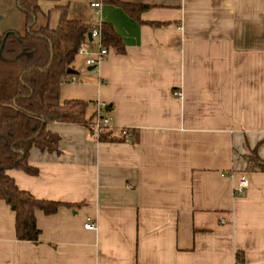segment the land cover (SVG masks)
Wrapping results in <instances>:
<instances>
[{
    "label": "crops",
    "instance_id": "1",
    "mask_svg": "<svg viewBox=\"0 0 264 264\" xmlns=\"http://www.w3.org/2000/svg\"><path fill=\"white\" fill-rule=\"evenodd\" d=\"M118 1L149 8L136 20L101 0H37L38 26L54 29L65 7L68 20L119 38L123 54L106 47L94 67L75 55L58 98L90 104L88 114L104 104L120 141L46 125L58 153L31 148L36 176L6 175L37 200L79 206L35 211L31 243L15 239L0 201V264H264V173L245 160H264V0ZM15 3L0 0V36L22 29Z\"/></svg>",
    "mask_w": 264,
    "mask_h": 264
},
{
    "label": "trees",
    "instance_id": "2",
    "mask_svg": "<svg viewBox=\"0 0 264 264\" xmlns=\"http://www.w3.org/2000/svg\"><path fill=\"white\" fill-rule=\"evenodd\" d=\"M101 1L120 7L136 20L139 12L149 8L118 0ZM15 4L22 17V29L0 36V201L14 213L15 239L35 243L39 234L35 226V211L48 216L60 209H75L79 205L37 200L28 192L17 189L6 171L15 169L28 176H36L37 170L27 164L30 149L58 153L59 137L46 131L48 123L83 126L97 142L119 138L112 135L114 130L107 128H100L95 134L94 106L88 114L90 104L75 100L61 102L58 98L59 85L67 81L66 70L77 47L87 40L90 27L68 20L65 7L59 8L54 29L38 26L37 0H16ZM99 26L100 45L111 47L118 55L123 54L122 44L111 27L103 23ZM245 160L253 171L264 173V160L254 152Z\"/></svg>",
    "mask_w": 264,
    "mask_h": 264
},
{
    "label": "built area",
    "instance_id": "3",
    "mask_svg": "<svg viewBox=\"0 0 264 264\" xmlns=\"http://www.w3.org/2000/svg\"><path fill=\"white\" fill-rule=\"evenodd\" d=\"M91 7L98 8V4H91ZM89 36L91 39H95L97 44L96 51H91L89 49V42L88 40H85L84 43L80 44L75 52V55L84 56L85 57V65L88 67H94L101 59L106 57L107 55V49L100 45V29L99 25L91 27L89 29ZM179 97V94H176ZM105 106L104 104L98 103L96 104V120L93 124V129L95 131H98L100 128H105L108 126V120L101 116V112L104 110ZM122 135L124 138H128V135L125 133V131H122ZM247 182L243 176H241L236 184V186L233 189V192L236 195H241L246 188ZM84 229L86 230H93L95 226H92L90 224H84Z\"/></svg>",
    "mask_w": 264,
    "mask_h": 264
},
{
    "label": "rangeland",
    "instance_id": "4",
    "mask_svg": "<svg viewBox=\"0 0 264 264\" xmlns=\"http://www.w3.org/2000/svg\"><path fill=\"white\" fill-rule=\"evenodd\" d=\"M41 9L44 10V11L42 10V12L45 13V12L47 11V12L49 13L50 18H51V19H50V23H49V25H52V24H51V20H52V16H53V14H54V13H53L54 11H53L50 7H47V6H41ZM95 48L97 49V46H96V45H95ZM76 60H78V59L76 58Z\"/></svg>",
    "mask_w": 264,
    "mask_h": 264
},
{
    "label": "water",
    "instance_id": "5",
    "mask_svg": "<svg viewBox=\"0 0 264 264\" xmlns=\"http://www.w3.org/2000/svg\"><path fill=\"white\" fill-rule=\"evenodd\" d=\"M86 37H87L88 40H90V36H89V34H87ZM89 70H90V68H89ZM66 73H67V74H73L74 72H73L72 70H70V69H67V70H66ZM106 108H107V107H106Z\"/></svg>",
    "mask_w": 264,
    "mask_h": 264
}]
</instances>
